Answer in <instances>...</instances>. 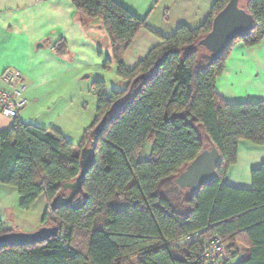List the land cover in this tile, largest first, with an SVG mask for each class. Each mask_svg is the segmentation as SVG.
I'll return each instance as SVG.
<instances>
[{
  "label": "trees",
  "instance_id": "16d2710c",
  "mask_svg": "<svg viewBox=\"0 0 264 264\" xmlns=\"http://www.w3.org/2000/svg\"><path fill=\"white\" fill-rule=\"evenodd\" d=\"M70 1L83 23L97 22L109 35L125 88L109 95L104 82L94 83L97 117L78 148L57 130L18 119L0 133V185L17 190L24 211L44 195L49 208L43 227L58 231L44 243L0 250V264H202L215 237L236 264H264V165L252 172V190L225 183L241 141L264 146V102L229 104L216 92L234 46L264 40V0H240L256 28L218 61L203 47L189 48L211 33L231 0H216L200 27L182 26L162 37L133 69L122 58L139 32L158 35L147 21L113 0ZM98 127L105 130L82 195L52 211L58 196L68 197L63 185L79 177L81 152ZM212 145L223 160L217 182L197 196L178 188L175 180ZM9 233L0 221V237ZM239 245L247 248L241 259Z\"/></svg>",
  "mask_w": 264,
  "mask_h": 264
},
{
  "label": "crops",
  "instance_id": "0c3cea01",
  "mask_svg": "<svg viewBox=\"0 0 264 264\" xmlns=\"http://www.w3.org/2000/svg\"><path fill=\"white\" fill-rule=\"evenodd\" d=\"M113 1L146 20L158 34L145 29L139 32L122 58L123 64L133 69L162 43V37L172 36L182 26L200 27L216 0ZM60 43L65 44L62 53L57 52ZM116 68L107 32L97 22L83 23L70 0H0V76L6 69H14L23 74L27 85L28 106L18 121L57 130L72 143L82 122L77 98L85 96L96 82H104L109 89L108 71L117 75ZM83 81L93 83L89 87ZM124 88L118 78L114 89L121 92ZM216 92L229 104L264 102V40L255 47L244 43L234 46L217 80ZM16 120L0 113V133L10 130ZM263 165L264 146L241 141L237 163L230 168L225 183L252 190V172ZM40 200L47 211L44 195L24 211L17 190L0 185V221L8 230L27 233V217ZM42 227L43 223L39 224ZM246 251L239 245V259Z\"/></svg>",
  "mask_w": 264,
  "mask_h": 264
},
{
  "label": "water",
  "instance_id": "95a60500",
  "mask_svg": "<svg viewBox=\"0 0 264 264\" xmlns=\"http://www.w3.org/2000/svg\"><path fill=\"white\" fill-rule=\"evenodd\" d=\"M254 16L240 7V0H231L228 6L216 17L211 33L196 47L205 48L211 53L214 62L218 61L224 52L237 40L245 39L255 30ZM107 120L103 121L105 124ZM105 127H98L93 132L90 147L81 152V173L74 182L63 185L68 197L58 196L52 203V211L68 207L72 200L82 195L83 185L88 173L96 164V151L100 135ZM222 156L215 145L203 151L179 177L175 184L180 189H188L193 196H197L203 187L212 185L219 178L218 169L222 166ZM57 229L43 227L34 233L13 232L0 237V250L14 247H29L44 243L57 234Z\"/></svg>",
  "mask_w": 264,
  "mask_h": 264
},
{
  "label": "built area",
  "instance_id": "2783aa9c",
  "mask_svg": "<svg viewBox=\"0 0 264 264\" xmlns=\"http://www.w3.org/2000/svg\"><path fill=\"white\" fill-rule=\"evenodd\" d=\"M0 82V113L4 117L16 120L28 106L25 78L20 71L6 69L0 76ZM198 237L199 234H195L186 240L191 241ZM201 259L202 264H236L237 262V259L227 253V245L219 237L208 241Z\"/></svg>",
  "mask_w": 264,
  "mask_h": 264
},
{
  "label": "rangeland",
  "instance_id": "374dc122",
  "mask_svg": "<svg viewBox=\"0 0 264 264\" xmlns=\"http://www.w3.org/2000/svg\"><path fill=\"white\" fill-rule=\"evenodd\" d=\"M107 70L109 69H105V71ZM108 73L109 75H107V85L109 89H107V93L110 95L112 92H115V91L119 92L117 89H114V87L116 86V81H118V78L115 73L113 75H111V71H108ZM82 83L84 85H89L90 87V85H92L93 82L83 81ZM77 101H78L77 104L81 106L79 114H80V120L82 122L78 125V129L76 131V134L74 135L75 136L73 139L74 141H72V144L76 148H78L82 144L86 131L90 129V127L92 126V124L94 123L97 117V105H96V99H95L93 89H90V88L87 89L86 95L83 96L81 99L77 98ZM88 147H90V143L88 144ZM149 152H150V146H148L145 155H148ZM42 201L43 200H40V202L37 203V206L33 210V213L27 217V222H28L27 223L28 224L27 233H34L42 229V228H39V224L43 223V218L46 212V209H44V205L42 204ZM240 246L244 247L243 245H240Z\"/></svg>",
  "mask_w": 264,
  "mask_h": 264
}]
</instances>
